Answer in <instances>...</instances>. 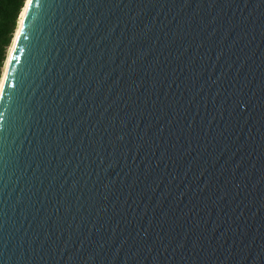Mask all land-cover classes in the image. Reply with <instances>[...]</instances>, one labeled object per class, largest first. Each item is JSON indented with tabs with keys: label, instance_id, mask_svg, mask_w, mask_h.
I'll return each mask as SVG.
<instances>
[{
	"label": "water",
	"instance_id": "obj_1",
	"mask_svg": "<svg viewBox=\"0 0 264 264\" xmlns=\"http://www.w3.org/2000/svg\"><path fill=\"white\" fill-rule=\"evenodd\" d=\"M26 6L0 264H264V0Z\"/></svg>",
	"mask_w": 264,
	"mask_h": 264
},
{
	"label": "trees",
	"instance_id": "obj_2",
	"mask_svg": "<svg viewBox=\"0 0 264 264\" xmlns=\"http://www.w3.org/2000/svg\"><path fill=\"white\" fill-rule=\"evenodd\" d=\"M27 0H0V81Z\"/></svg>",
	"mask_w": 264,
	"mask_h": 264
},
{
	"label": "bare ground",
	"instance_id": "obj_3",
	"mask_svg": "<svg viewBox=\"0 0 264 264\" xmlns=\"http://www.w3.org/2000/svg\"><path fill=\"white\" fill-rule=\"evenodd\" d=\"M28 2H29V0H27V2H26V4H25V8L23 9V11H22V13H21V16H20V19H19V25L22 23V20H23V18H24L25 13H26V9H27V6H26V5H28ZM17 30H18V28H17ZM17 30H16V33H17ZM16 33H15V36H16ZM14 39H15V38H14ZM12 50H13V43H12V45H11V48H10V51H9V56H8L7 61H6V64H5V68H4L3 76H4V73H5V71H6L7 64H8L9 57H10V55H11ZM3 76H2V77H3ZM1 87H2V80L0 81V90H1Z\"/></svg>",
	"mask_w": 264,
	"mask_h": 264
},
{
	"label": "rangeland",
	"instance_id": "obj_4",
	"mask_svg": "<svg viewBox=\"0 0 264 264\" xmlns=\"http://www.w3.org/2000/svg\"><path fill=\"white\" fill-rule=\"evenodd\" d=\"M11 48V47H10ZM9 51H10V49H9ZM8 56H9V53H8ZM8 58V57H7ZM7 61V60H6ZM6 64V63H5ZM4 68H5V66H4ZM3 72H4V69H3ZM2 76H3V74H2Z\"/></svg>",
	"mask_w": 264,
	"mask_h": 264
}]
</instances>
